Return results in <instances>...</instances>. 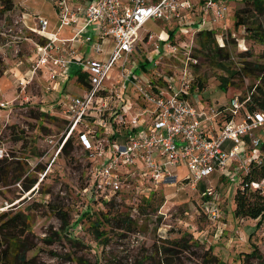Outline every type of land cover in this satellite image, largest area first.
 <instances>
[{"label": "rangeland", "instance_id": "rangeland-1", "mask_svg": "<svg viewBox=\"0 0 264 264\" xmlns=\"http://www.w3.org/2000/svg\"><path fill=\"white\" fill-rule=\"evenodd\" d=\"M243 6L240 0L231 2L227 30L221 32L223 42L216 39L221 46L225 39L233 38L227 45L230 58L225 64L229 69H239L248 59L264 63V42L252 37L244 27H234V12ZM56 16L50 0H13L11 10L0 12V103H6L5 107L0 106V213L6 211L11 216L20 211L29 216L30 227L19 238L24 242L26 253L20 264H135L143 257V264H157L159 258L163 261L160 264H167L162 251L158 255L154 253L159 245L169 247L171 264H209L206 262L209 255L228 264H264L255 258L244 259L252 249L251 243L264 256V219L256 227L258 219L236 216L234 196L240 187L242 170L235 164H228V173L215 171L194 186L181 180L188 170L185 165H179L176 171L180 180L150 192L144 190L135 176L127 177L128 190L104 195V200L116 202L114 206L113 203L106 206L88 189L91 161L76 133L68 153L60 151L52 160L66 125L59 104L71 96L81 95L84 88L77 81L75 66L68 65L58 71L52 82L50 99L43 93L48 80L44 70L24 90L18 89V80L24 74L14 63L21 61L24 65L33 47L32 41H38L39 36L27 25H34L32 21L37 17L53 22ZM250 20L264 23V17ZM143 28L157 35L166 25L149 20ZM181 28L167 48L161 45L157 50L148 44L143 52L131 54L125 65L126 76L140 78L148 85L150 78L160 75L172 79L175 88L183 80L180 77H185L190 80V86L195 83L188 94L193 105L224 107L230 97L244 95L256 79L236 78L226 90L220 89L219 77L228 71L212 65L197 51L196 35L190 43L189 28ZM185 67L187 74H184ZM118 73V68L110 70V78L103 85L123 93L130 103L137 92L131 84L126 85L124 78L116 81ZM198 81L204 85L200 90ZM55 83L57 86H53ZM17 94L21 95L17 97ZM41 111L47 115H39ZM257 135L264 140V128ZM50 139L57 140L54 147ZM252 150L246 140L245 153ZM254 154L259 155V148ZM41 156L44 158L39 160ZM20 165L24 171L17 179L16 172L8 169ZM29 179H35L31 186ZM92 195L95 200L91 201ZM58 210L66 213L65 226ZM101 211H108L111 218L115 213L128 212L137 225L127 230L117 226L113 219L104 220ZM99 218L103 221L99 230L103 234L96 237L93 223ZM14 233L17 234L16 229ZM181 238L186 244L169 242L182 241ZM150 256L153 259H146Z\"/></svg>", "mask_w": 264, "mask_h": 264}, {"label": "built area", "instance_id": "built-area-1", "mask_svg": "<svg viewBox=\"0 0 264 264\" xmlns=\"http://www.w3.org/2000/svg\"><path fill=\"white\" fill-rule=\"evenodd\" d=\"M77 1L71 4L69 0H50L60 27L73 26L78 23L79 16L84 17V22L72 36L63 38L48 30V19L38 17L36 26L30 30L44 42L36 45V57L17 83L24 90L35 75L44 70L48 92L52 90L58 71H63L70 63L87 73L84 93L59 104L66 125L52 160L76 133L91 161L88 189L104 195L128 190L129 183L125 179L131 176L140 180L144 190L149 192L160 185L174 184L180 180L176 171L179 165H185L188 170L181 180L193 186L215 171L228 173L227 166L231 162H235L243 173L250 171L242 149L246 140L251 148L261 145L263 140L257 133L264 128V110L246 109L249 93L243 98L239 95L230 97L224 107L193 105L185 97L190 87V80L185 77H180L183 80L175 88L172 79L163 84L149 81L147 85L140 78L125 74V65L135 49L139 29L147 20H173L189 27L190 43L199 30H212L220 43V40L223 42L221 32L227 30L229 0ZM92 24L97 25L100 37L111 41L104 58L80 57L72 45L79 40H91L90 35L82 36L81 30ZM94 50L101 51L100 43L95 42ZM113 68L119 69L116 81L124 78L126 85L131 84L138 98L150 107L133 112L130 110L132 101L128 103L123 93L103 85ZM184 74H187V67ZM0 106H6V103H0ZM203 122L213 126L215 133L204 130ZM56 142L49 140L51 147ZM248 188L264 194V178L249 181Z\"/></svg>", "mask_w": 264, "mask_h": 264}, {"label": "trees", "instance_id": "trees-1", "mask_svg": "<svg viewBox=\"0 0 264 264\" xmlns=\"http://www.w3.org/2000/svg\"><path fill=\"white\" fill-rule=\"evenodd\" d=\"M233 0H229L230 5ZM239 1V0H238ZM243 2V7L236 10L234 12V27L237 28L239 26L244 27L245 31L250 32L249 34L258 38L260 42H264V23L257 20H250L253 17H264V0H240ZM0 12H5L11 10L13 7V0H0ZM173 37V33L170 32L169 38ZM41 42L44 41L43 38H40ZM196 39L198 44V52L202 53L208 61L211 62L212 65L217 66L219 68H225L228 73L225 76L219 77V87L220 89L226 90L228 85L234 83L236 78L243 79L246 76L252 77L256 79L255 82L249 85L248 90L244 93H249L250 99L245 103V107L247 110H264V63L254 61V60H244L239 69H229L225 64L226 61L230 58V50L227 45L229 40L225 39V43L223 46H218L215 38V33L212 30H199L196 33ZM250 52H246L245 54H249ZM77 81L81 85H86L87 81V73L81 69L76 71ZM160 80L162 82H160ZM160 84L163 82H167L166 78L162 76L157 79ZM204 85H202L201 81L197 82L198 90L202 89ZM195 88V83H193L189 87L188 94ZM185 94V97L189 100V95ZM244 95L240 97L243 98ZM39 115H47V112H39ZM72 137H70L61 147V151L64 154H67L69 148L71 147ZM260 152L257 157H253L247 161L250 171L248 173H243L240 179V187L237 189L234 200H235V214L238 217H250L258 219L256 223V227L260 226L262 220L264 219V194H260L256 189L248 188L249 181L251 180H259L264 178V140L259 146ZM260 159V162H259ZM8 168V167H5ZM8 170H14L16 172L15 178H19L23 173V167L14 166L9 167ZM35 179H29L28 184L31 186L34 184ZM27 186V184H25ZM117 194V193H116ZM97 196L103 201V204L115 205V201L104 200V194H97ZM96 198V197H95ZM93 195L89 198L91 201L95 200ZM118 212V210L116 211ZM57 214L60 216L62 220V225L65 226L66 222V213L58 210ZM107 212H102L101 215L104 220L113 219L117 226L125 227L127 230H132L136 225L137 221L132 219L128 212H122L119 214H114L111 218ZM29 216L28 214H24L22 212H17L14 215L7 216V212L0 213V240L5 243L0 242V264H20L24 261L26 253L24 251V242L19 239L21 236L27 233L29 225ZM103 221L101 218L97 219L93 223V229L95 231L96 237H100L103 234V231H99ZM19 228V230H18ZM15 229L17 230V234H15ZM250 238V236H249ZM180 240H169L170 243L177 244L179 242L185 243L186 240L181 238ZM186 244V243H185ZM251 251L244 255V259L255 258L258 262L264 263V256L261 254L258 247L251 243ZM169 247L166 245H159L154 249V253L156 255L159 252H163L165 254L166 263H172V254L168 252ZM146 259H153L152 256L146 257ZM145 259V260H146ZM144 257L141 260H137L135 264H143ZM163 263L161 259H158V263ZM206 262L212 264H228L225 261L220 260L216 256H206Z\"/></svg>", "mask_w": 264, "mask_h": 264}, {"label": "crops", "instance_id": "crops-1", "mask_svg": "<svg viewBox=\"0 0 264 264\" xmlns=\"http://www.w3.org/2000/svg\"><path fill=\"white\" fill-rule=\"evenodd\" d=\"M88 1L89 0H84L83 2L87 3ZM69 2L71 4H76L79 1H77V0H69ZM56 15H57V13H56ZM44 18H46V17H44ZM35 19H36L35 22H33L34 20L32 21V23H35L34 25L32 24L33 26L32 25H27L28 29H31L32 27L36 26L38 17L35 18ZM149 20H158V21H161V22L165 23L166 29L165 30H160L159 33L157 35H155L151 31L146 30V29L143 28L144 24L147 21H149ZM149 20H147L142 25V27L139 29L138 39L135 42V49L133 50V52L131 54H133L135 51H137L139 53L143 52L145 47H148V44H151V46L153 48L157 49V50L160 49L161 45L163 47L167 48L168 47V43L174 39V35L178 31V29L179 30L182 29L181 28L182 25H179L177 22H175L173 20L162 21V20L153 19V18L149 19ZM24 22L27 23L26 21H24ZM48 22H49L48 30L50 32L56 33L57 36H59V37L69 38L74 33V30H76V29L81 27L82 23L84 22V17L83 16H79L78 17V23L74 24L73 26L60 27L58 16H56V20H54L53 22H51L50 20H48ZM183 27H185V26H183ZM189 30H190V28L188 29V32H189ZM170 32L173 33V37L172 38H169ZM81 35L82 36L90 35L91 36V40H89L87 42L83 41V40H79V41H76V42L72 43L73 47L79 52V56L80 57L92 58V59H100V58H104L106 56V53L108 52V50L111 47V41L108 38H104V37H100L99 36V32L97 30V25L96 24H92V25L88 26L86 29H82L81 30ZM40 38L41 37H38V41H32L33 47H32V49L30 51V55H28L27 59L24 61V65H21V64H23L21 61H17L16 63H14L16 65L15 68L18 69V71H20L22 74H24L26 72V70L28 69V67H29L30 63L32 62V60L36 57V53H37L36 45L42 43L40 41L41 40ZM95 42L100 43L101 51H95L94 50ZM159 52H161V51H159ZM156 63H157V60H154V64H156ZM69 65H70V67L75 66V69H74L75 74H76V71L78 69H80L75 63H70ZM36 75H35L34 79L36 78ZM158 76L160 77V75H158ZM159 77L156 78V79H154L155 77L154 78H150V81H157V79H159ZM53 86H57L56 83L53 84ZM82 86L84 88V90H83V93H84L85 86L84 85H82ZM17 87H18V89L20 88L18 86V84H17ZM45 87H46V85L44 86V90H43L44 92L43 93L48 97L49 94H50L49 92H51L52 90L47 92L45 90ZM20 95L21 94H17V97H19ZM26 98L29 99L28 97H26ZM52 100L53 99H51L50 101H52ZM126 101H127V99H126ZM131 101H132V106L133 107H130V110L133 111V112L141 111L146 106L150 107V105L145 104V101H143L140 97L138 98L137 95L133 96ZM131 101H130V104H131ZM3 107H5V106H3ZM202 126H203V129L204 130H208L209 133H211V134L215 133L214 132V127L211 126V125H208L206 122H203ZM257 148H259V147H257ZM257 148H252L253 150L249 154H247V153H245V144H244L243 145V149H242L243 159L247 162L251 158L257 157L254 154V150L257 149ZM259 152H260V149H259ZM231 163L234 164L235 162H231Z\"/></svg>", "mask_w": 264, "mask_h": 264}]
</instances>
